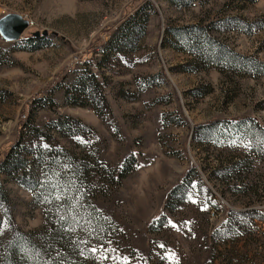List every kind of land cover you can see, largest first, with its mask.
Masks as SVG:
<instances>
[{"label": "rangeland", "instance_id": "374dc122", "mask_svg": "<svg viewBox=\"0 0 264 264\" xmlns=\"http://www.w3.org/2000/svg\"><path fill=\"white\" fill-rule=\"evenodd\" d=\"M136 9L143 33L102 54ZM7 13L31 24L17 40L0 36V155L20 134V157L40 152V179L43 152L53 147L56 157L45 200L19 184L10 165L0 171V264L14 231L25 244L29 236L48 240L41 247L55 261L71 255L77 264H264V75L194 51L208 38L264 64V27L238 29L264 26V0H0V17ZM34 31L46 33L30 50L23 38ZM246 117L235 144L191 138L195 124ZM24 122L46 130L50 142ZM234 156L242 161L229 166ZM190 164L183 192L169 200ZM73 165L80 169L67 170ZM75 178L84 181L71 186ZM252 208L260 220L235 214ZM62 211L75 215V246L50 245L43 235L45 217ZM228 211L224 238L213 229Z\"/></svg>", "mask_w": 264, "mask_h": 264}, {"label": "trees", "instance_id": "16d2710c", "mask_svg": "<svg viewBox=\"0 0 264 264\" xmlns=\"http://www.w3.org/2000/svg\"><path fill=\"white\" fill-rule=\"evenodd\" d=\"M153 10V8H151ZM139 9L134 10V12L127 16L125 21L118 25L116 28V31L113 32V34L109 37V39L104 43V49L102 50V54L109 50V48H114L115 46H123L131 43L134 38L135 33H143L144 28V14L142 12L138 11ZM154 11V10H153ZM139 25V26H138ZM238 26V25H236ZM235 26V27H236ZM264 26H260L256 23H245L244 26H238V29L245 33H250L255 29H262ZM189 39V42L191 41V36H187ZM23 42L25 44V47L34 50L39 47H41L40 40H43V36H27L23 38ZM106 47V48H105ZM196 49L194 50L198 57L202 59L200 52L201 49H206L209 51V55L206 59L208 61H211L210 63L216 64V65H222V66H228L230 68H236L238 69H247V72L251 71H258L257 73L264 75V64L253 57H247L246 55L237 53L233 50H227L222 45H219V43H215L212 40L205 39V42H200L194 46ZM193 47V48H194ZM192 48V49H193ZM134 50V46L129 50ZM193 50H190V53H192ZM239 60L241 61V64H236L233 61ZM260 69V70H256ZM83 84V83H82ZM39 100V98H37ZM35 100V98H32V101ZM36 100V101H38ZM250 119L249 117L242 118L241 120H238L233 123H230V125L227 123V121L224 120H210L202 123H198L193 125L192 127V133L191 138L197 139L198 135H201V133H204L209 135L210 141H214L216 144L220 143V141H223L225 139L235 140L238 137V134L245 132L247 133ZM61 123V122H60ZM24 124L27 126V129L29 132H31L33 135L40 136L43 138V140L49 141V134L46 132V130L40 129L39 127L33 126L32 124L28 122H24ZM23 124V125H24ZM63 125V121L61 123ZM20 134H18L15 138V140L10 143L7 150L5 152H2L0 156V171L4 170L5 167L10 165V173L14 175V178L16 181L21 184L23 187L27 188L29 191H31L35 198L42 197V199L45 200L47 196H45V193L50 189V186L53 184V180L51 179V175L55 172L52 171L49 176V168L52 165V162L54 161L56 154L53 147H50L49 153H44L43 156L46 157L44 162V167L42 169V172H45V179H40L36 175V167L40 165V152L36 153L35 156H31L30 161H27L26 156L20 157L19 155V148L23 145L20 141ZM207 137V136H206ZM208 137V138H209ZM213 143V142H212ZM213 145V144H212ZM223 146V145H222ZM225 146V145H224ZM38 158V159H37ZM235 160L230 161L228 163L229 166H235L237 164H240L242 160H240V156H234ZM217 166H219L222 161L216 160ZM33 165V166H31ZM126 165V164H124ZM74 168L76 170L80 169L79 165H73L72 167L68 168L67 170ZM195 166L193 164H190L186 172L181 176L179 180L170 188L168 192V197L170 200V197L174 196H180L181 193L184 190L186 183V177L187 173L189 171H194ZM125 171V170H123ZM121 171H119L120 173ZM71 173V171H70ZM124 174V172H121L120 175ZM120 177V176H119ZM61 176L57 175L55 177L57 183H61L60 179ZM60 179V180H59ZM76 179V178H75ZM59 180V181H58ZM84 180H81L80 178L76 179V182H70V185H79ZM68 185V183H67ZM58 186V185H57ZM206 186V185H205ZM35 193V194H34ZM59 194V192H58ZM48 195V194H47ZM45 196V197H44ZM0 199H4V195L0 191ZM69 201H61V204H65V208L69 207L68 204ZM58 203L57 205H59ZM251 210V211H249ZM246 211L241 212H235L238 216H243L244 214H252V219L260 220L256 209H249ZM264 211V210H263ZM56 214V213H55ZM231 211H228V217L225 218V220L218 226H216L213 229V232H219L221 236H224L228 234V231H230V224L232 219L230 218ZM73 216H75L72 213H68L65 211H62L61 213L57 214L53 220H48L45 217V223L46 227L44 230V234L51 238L50 245L54 244L62 245V246H75V243L72 244L71 239V232H73L72 228L70 227L71 221ZM163 217V214L161 215ZM63 217V219H61ZM29 240L25 244L23 242V235L19 232L14 231L13 234L9 237V240L6 242L5 246L7 247L6 253L8 254V258L5 259V264H12L13 260L15 258H23L21 261H19V264H77L74 260L70 259L71 255L63 256L62 258H58L59 261H55L56 258L51 257L49 254V250L44 249L45 244L48 242V240H45L44 242H35L31 236L27 237ZM32 247V248H31ZM73 251V250H72ZM76 251V250H75ZM10 258V259H9Z\"/></svg>", "mask_w": 264, "mask_h": 264}, {"label": "water", "instance_id": "95a60500", "mask_svg": "<svg viewBox=\"0 0 264 264\" xmlns=\"http://www.w3.org/2000/svg\"><path fill=\"white\" fill-rule=\"evenodd\" d=\"M28 27V20L15 13H7L0 17V36L5 41H14L21 38L22 32ZM46 32L38 31L31 33V36L37 37Z\"/></svg>", "mask_w": 264, "mask_h": 264}, {"label": "snow or ice", "instance_id": "6c2138e0", "mask_svg": "<svg viewBox=\"0 0 264 264\" xmlns=\"http://www.w3.org/2000/svg\"><path fill=\"white\" fill-rule=\"evenodd\" d=\"M236 143V141L235 140H233V144H235ZM61 219H63V217H61ZM93 251H95V249H93Z\"/></svg>", "mask_w": 264, "mask_h": 264}, {"label": "built area", "instance_id": "2783aa9c", "mask_svg": "<svg viewBox=\"0 0 264 264\" xmlns=\"http://www.w3.org/2000/svg\"><path fill=\"white\" fill-rule=\"evenodd\" d=\"M28 24H31L30 22H28Z\"/></svg>", "mask_w": 264, "mask_h": 264}]
</instances>
